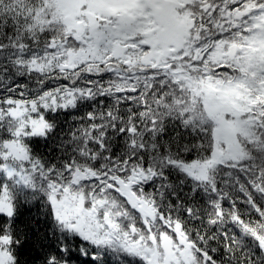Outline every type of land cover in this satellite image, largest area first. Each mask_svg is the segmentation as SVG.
Masks as SVG:
<instances>
[{
	"label": "snow or ice",
	"instance_id": "1",
	"mask_svg": "<svg viewBox=\"0 0 264 264\" xmlns=\"http://www.w3.org/2000/svg\"><path fill=\"white\" fill-rule=\"evenodd\" d=\"M0 264H264V0H0Z\"/></svg>",
	"mask_w": 264,
	"mask_h": 264
}]
</instances>
